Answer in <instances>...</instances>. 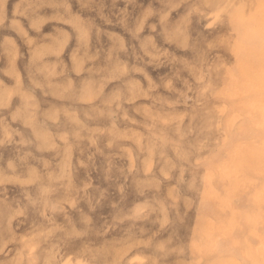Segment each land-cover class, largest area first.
<instances>
[{"label":"rangeland","instance_id":"374dc122","mask_svg":"<svg viewBox=\"0 0 264 264\" xmlns=\"http://www.w3.org/2000/svg\"><path fill=\"white\" fill-rule=\"evenodd\" d=\"M263 78L264 0H0V264H264Z\"/></svg>","mask_w":264,"mask_h":264},{"label":"bare ground","instance_id":"6f19581e","mask_svg":"<svg viewBox=\"0 0 264 264\" xmlns=\"http://www.w3.org/2000/svg\"><path fill=\"white\" fill-rule=\"evenodd\" d=\"M262 11H263V10H262ZM254 23H255V22H254ZM260 24H261V23H260ZM246 36H247V35H244L243 38L245 39ZM243 38H242V39H243ZM246 38H247V37H246ZM259 41H260V40H259ZM241 42H242V41H241ZM253 42H254V41H253ZM241 44H242V43H241ZM248 44H249V43H248ZM247 46H248V45H247ZM251 47H252V46H251ZM248 50H249V48H248ZM255 50H256V49H255ZM248 52H249V51H248ZM260 54H261V53H260ZM243 59H244V58H243ZM243 59H242V61H243ZM237 67H238V66H237ZM245 67H246V66H245ZM241 69H242V68H241ZM246 69H247V68H246ZM246 72H247V70H246ZM262 72H263V71H262ZM253 74H254V73H253ZM251 75H252V74H251ZM257 76H258V75H257ZM260 77H261V74H260ZM250 78H251V77H250ZM248 79H249V77H248ZM252 79L254 80V77H253ZM263 79H264V78H263ZM248 81H249V80H248ZM251 81H252V80H251ZM254 81H255V80H254ZM245 82H246V81H245ZM251 83H252V82H251ZM253 83H255V82H253ZM260 83H263V82H260ZM244 85H245V84H244ZM245 86H246V85H245ZM256 86H257V85H256ZM258 87H259V86H258ZM261 89H262V88H261ZM254 90H255V89H254ZM257 91H258V90H257ZM260 92H261V91H260ZM263 92H264V91H263ZM247 93H248V92H247ZM250 93H251V92H250ZM240 94H241V93H240ZM245 94H246V93H245ZM245 94H244V95H245ZM254 94H255V93H254ZM232 98H233V97H232ZM239 98H241L240 95H239ZM260 98H261V97H260ZM256 99H257V98H256ZM236 101H237V100H236ZM237 102H238V101H237ZM253 102H254V101H253ZM259 102H261V101H259ZM259 102H258V100H257V103H259ZM248 103H249V102H248ZM251 103H252V101H251ZM257 103H256V104H257ZM238 104H239V103H238ZM240 104H241V103H240ZM244 104H246V103H244ZM254 104H255V103H254ZM259 104H260V103H259ZM236 105H237V104H236ZM241 105H242V104H241ZM252 105H253V104H252ZM260 105H261V104H260ZM242 106L244 107V105H242ZM248 106H249V105H248ZM257 106H258V105H257ZM249 107L251 108V106H249ZM255 107H256V105H255ZM256 108L259 109V107H256ZM261 109H262V107H261ZM254 111H255V110H254ZM254 111H253V112H254ZM260 112H262V111H260ZM250 113H251V112H250ZM243 114H244V113H243ZM259 115H261V114H259ZM238 116H239V115H238ZM244 116H245V115H244ZM238 118H239V117H238ZM238 118H237V119H238ZM213 120H214V119H213ZM254 120H255V119H254ZM235 121H238V120H234V121H232V122L234 123ZM226 122H227V121H226ZM228 122H229V121H228ZM232 122H231V123H232ZM233 123H232V124L229 123L230 126L236 124V123H235V124H233ZM217 124H218V123H217ZM255 124H256V122H255ZM218 126H219V125H218ZM230 126H229V128H231ZM253 126H255V125H253ZM256 126H257V125H256ZM227 127H228V125H227ZM244 127H245V126H244ZM212 128H213V127H212ZM229 128H227V129H229ZM232 128H233V127H232ZM257 129H258V128H257ZM261 129H262V128H261ZM211 130H212V129H211ZM216 130H217V129H216ZM229 130H230V129H229ZM245 130H246V129H245ZM230 131H231V130H230ZM210 132H211V131H210ZM222 132H223V131H222ZM228 132H229V131H228ZM219 133H220V132H219ZM211 135H212V134H211ZM223 137H225V136H223ZM258 138H260V137H258ZM221 139H222V138H221ZM256 139H257V138H256ZM256 139H255V140H256ZM263 139H264V138H263ZM263 139H261V140H263ZM255 140H254V141H255ZM258 140H259V139H258ZM221 141H222V140H221ZM251 141H252V140H251ZM202 142H203V141H202ZM204 142H205V141H204ZM214 142H215V141H214ZM209 143H210V142H209ZM211 143H212V142H211ZM219 143H220V142H219ZM255 143H256V142H255ZM203 144H204V143H203ZM206 144H207V143H206ZM223 144H224V143H223ZM244 144H245V143H244ZM259 144H260V143H259ZM220 145H221V144H220ZM234 145H235V144H234ZM239 145H240V144H239ZM205 146H206V145H205ZM208 146H209V145H208ZM241 146H242V145H241ZM253 146H254V145H253ZM206 147H207V146H206ZM219 147H220V146H219ZM219 147H216V148H219ZM232 147H233V146H232ZM255 147H257V146H255ZM202 148H203V146H202ZM236 148H237V147H236ZM230 149H231V148H230ZM235 150H236V149H235ZM237 150H238V153H239V149H237ZM241 150H242V149H241ZM201 151H202V150H201ZM207 151H208V150H207ZM225 151H226V149H225ZM204 152H205V151H204ZM200 153H201V152H200ZM224 154H225V153H224ZM223 156H224V155H223ZM201 157H202V156H201ZM201 157H200V158H201ZM204 159H205V158H203V160H204ZM225 159H226V158H225ZM221 162H222V160H221ZM214 165H215V164H214ZM208 167H209V166H208ZM258 168H259V167H258ZM211 169H212V168H210V170H211ZM259 169H260V168H259ZM207 170H208V168H207ZM211 171H212V170H211ZM196 172H197V171H196ZM196 172H195V175H196ZM259 172H260V171H259ZM190 173H191V172H190ZM191 174H192V173H191ZM193 174H194V173H193ZM214 174H215V173H214ZM209 176H210V175H209ZM187 177H188V176H187ZM193 178H194V177H193ZM202 178H203V177H202ZM216 178H217V177H216ZM253 178H255V177H253ZM258 178H259V177H258ZM187 179H188V178H187ZM200 179H201V178H200ZM210 179H211V178H210ZM221 179H222V178H221ZM192 180H193V179H192ZM254 180H255V179H254ZM256 180H257V178H256ZM193 181H194V180H193ZM193 181H192V182H193ZM262 182H263V181H262ZM185 183L187 184V182H185ZM216 183H217V180H216ZM213 185H214V184H213ZM256 185H257V184H256ZM219 186H220V188H221V185H219ZM261 186H262V185H261ZM237 189H238V188H237ZM171 190H172V189H171ZM174 191H175V190H172V191H171V195H172V196L176 195V193H175ZM192 191H193V190H192ZM218 191H219V189H218ZM221 191H222V190H221ZM247 193H248V192H247ZM222 194H223V193H222ZM202 195H203V193H202ZM212 195L214 196V194H212ZM243 195H244V194H243ZM243 195H242V196H243ZM200 196H201V195H200ZM210 196H211V195H210ZM245 196H246V194H245ZM248 196H249V195H248ZM184 198H185V197H184ZM188 198H189V202H190V196H189ZM172 199H173V198H172ZM237 200H238V199H237ZM72 201L74 202V200H72ZM88 201H89V200H88ZM182 201H183V200H182ZM235 201H236V200H235ZM248 201H249V200H248ZM248 201H247V202H248ZM90 202H91V199H90ZM185 202H186V201H185ZM207 202H209V201H207ZM250 202H251V201H250ZM74 204H75V202H74ZM74 204H73V205H74ZM76 204H77V203H76ZM192 204H194V203H192ZM209 204H210V203H209ZM252 204H253V203H252ZM91 205H92V204H91ZM204 205H205V204H204ZM204 205H203V206H204ZM210 205H211V204H210ZM230 205H231V204H230ZM235 205H236V204H235ZM246 205H247V204H246ZM249 205H250V203H249ZM193 206H194V205H192V207H193ZM91 207H94V206H90V208H91ZM192 207H191V209H189V210H192ZM200 207H201V205H200ZM207 207L209 208V206H207ZM252 207H253V206H252ZM90 208H89V209H90ZM208 208H207V209H208ZM219 208H220V207H219ZM231 208H232V207H231ZM92 209H93V208H92ZM199 209H200V208H199ZM243 209H244V208H243ZM72 210H73V208H72ZM203 210H204V209H203ZM213 210H214V209H213ZM236 210H237V209H236ZM238 210H239V209H238ZM245 210H247V209H245ZM69 211H70V210H69ZM200 211H201V209H200ZM207 211H208V210H207ZM241 211H242V210H241ZM186 212H187V211H186ZM191 212H194V216H196L195 211H191ZM213 212H214V211H213ZM226 212H227V211H226ZM245 212H246V211H245ZM245 212H244V213H245ZM247 212L250 213V211H247ZM99 213H100V211H99ZM205 213H206V216H207V212H206V210H205ZM205 213H201V212H200V214H202V215L205 214ZM239 213H240V212H239ZM100 214H101V213H100ZM185 214H187V213H185ZM213 214H214V213H213ZM213 214H212V215H213ZM98 215H99V214H98ZM212 215H211V216H212ZM221 215H222V214H221ZM239 215H240V214H239ZM213 216H214V215H213ZM213 216H212V217H213ZM228 216H229V214H228ZM186 217H188V216H186ZM251 217H252V216H251ZM180 218H181V217H180V213H179V221H180ZM200 218H201V217H200ZM205 218H206V217H205ZM223 218H224V217H223ZM197 219H198V218H197ZM201 219H202V218H201ZM203 219H204V217H203ZM244 219H245V218H244ZM204 220H205V219H204ZM204 220H203V221H204ZM225 220H227V219H225ZM90 221H91V218H90ZM181 221H183V220H181ZM187 221H188V220H187ZM208 221H209V220H208ZM215 221H216V220H215ZM244 221H245V220H244ZM86 222H87V221H86ZM86 222H85V223H86ZM189 222H190V221H189ZM205 222H206V221H205ZM211 222H212V221H211ZM234 222H235V221H234ZM249 222H251V221H249ZM87 223H88V222H87ZM192 223H193V222H192ZM213 223H214V222H213ZM215 223H216V222H215ZM215 223H214V224H215ZM221 223H222V222H221ZM63 224H64V223H63ZM63 224H62V225H63ZM70 224H71V223H70ZM189 224H190V223H188V225H189ZM204 224H205V223H204ZM214 224H213V225H214ZM226 224H227V221H226ZM232 224H233V223H232ZM243 224H244V223H243ZM247 224H248V223H247ZM66 225H67V224H66ZM222 225L224 226V224H222ZM240 225H241V224H240ZM73 226H75V225H73ZM189 226H190V225H189ZM193 226H194V225H193ZM204 226H205V225H204ZM226 226H227V225H226ZM226 226H225V228L227 229ZM234 226H235V224H234ZM249 226H250V225H249ZM181 227H182V226H181ZM210 227H211V226H210ZM221 227H222V226H220V230H221ZM243 227H244V226H243ZM80 228H82V227H80ZM80 228H78V229H80ZM232 228H233V227H232ZM248 228H249V227H248ZM248 228H246V229H248ZM262 228H263V227H262ZM182 229H183V228H182ZM208 229H209V226H208ZM222 229H224V227H222ZM186 230H188V229H186ZM250 230H251V229H250ZM259 230H260V228H259ZM87 231H89V230H87ZM87 231H86V232H87ZM177 231H180V230H177ZM181 231H182V230H181ZM209 231H210V230H209ZM222 231H223V230H222ZM232 231H234V230H231V232H232ZM247 231H248V230H247ZM86 232H85V233H86ZM203 232H206V231L203 230ZM207 232H208V231H207ZM229 232H230V231H229ZM244 232H245V231H244ZM185 233L187 234V232H184V236H185ZM197 233H198V232H197ZM223 233H224V232H223ZM86 234H87V233H86ZM167 234H169V233H167ZM190 234H191V232H190ZM207 234H208V233H207ZM246 234H247V233H246ZM257 234H258V233H257ZM83 235H84V234H83ZM187 235H188V234H187ZM191 235L194 236V234H191ZM214 235L216 236V234H214ZM217 235H218V234H217ZM252 235H253V234H252ZM184 236H183V237H184ZM209 236H210V234H209ZM86 237H87V235H86ZM86 237H85V238H86ZM96 237H97V236H96ZM178 237H179V236H178ZM197 237H198V236H197ZM217 237H218V236H217ZM243 237H244V236H243ZM185 238H187V236H186ZM188 238H189V237H188ZM200 238H202V235H201ZM200 238H199V239H200ZM207 238H208V237H207ZM221 238H222V237H221ZM219 239H220V238H219ZM82 240H83V239H82ZM85 240H86V239H85ZM91 240H92V239H91ZM93 240H94V239H93ZM185 240H186V239H185ZM202 240H203V239H202ZM217 240H218V239H217ZM204 241H206V243H207V240H203V242H202L203 244H204ZM209 241H210V238H209ZM211 241H213V240H211ZM83 242H85V241H83ZM246 242H247V240H246ZM187 243H188V242H187ZM190 243H191V242H190ZM193 243H194V245H195L196 242L193 241ZM206 243H205V245H207ZM84 244H85V243H84ZM198 244H199V240H198ZM208 244H210V242H209ZM245 244H246V243H245ZM249 244H250V243H249ZM191 245H192V244H191ZM192 246H193V245H192ZM207 246H208V245H207ZM243 246H244V245H243ZM246 246H247V245H246ZM251 246H252L251 248H253V245H251ZM254 246H255V245H254ZM193 247H194V246H193ZM244 247H245V246H244ZM247 248H248V246H247ZM263 248H264V247H263ZM122 249H123V248H122ZM181 249H182V248H181ZM243 249H244V248H243ZM249 249H250V248H249ZM253 249H254V248H253ZM257 249H258V248H257ZM123 250H124V249H123ZM154 250H155V251H154ZM154 250H153V252H154L155 254H157V248H154ZM179 250H180V249H179ZM246 250H247V249H246ZM176 251H177V250H176ZM176 251H175V252H176ZM244 251H245V250H244ZM256 251H257V250H256ZM177 252H178V251H177ZM177 252H176V253H177ZM248 253H249V252H248ZM177 254H178V253H177ZM179 255H180V254H179ZM174 259H175V258H174Z\"/></svg>","mask_w":264,"mask_h":264}]
</instances>
